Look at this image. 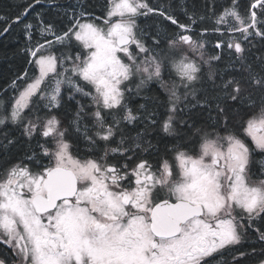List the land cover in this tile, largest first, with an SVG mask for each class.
<instances>
[{"label":"snow or ice","instance_id":"1","mask_svg":"<svg viewBox=\"0 0 264 264\" xmlns=\"http://www.w3.org/2000/svg\"><path fill=\"white\" fill-rule=\"evenodd\" d=\"M40 3H26L3 31ZM76 7L79 11L64 12L69 22L62 29L45 24L39 13L36 25L24 23L25 51L36 73L0 108V125H19L28 141L39 137V151L0 169V245L9 250L0 264H211L241 245L249 231L264 243V230L255 227L264 225V74L249 71L222 80L214 85L219 88L215 97L197 99L203 66L209 65L206 74L214 80L210 61L220 57L205 59L204 42L191 34L195 19L179 23L147 0H108L101 16L83 4ZM150 14L178 30L147 32L138 21ZM216 24L239 32L245 41L264 39V0H253L246 16L233 0ZM33 28L40 40H34ZM226 43L238 54L245 51L234 39ZM153 83L167 95L161 129L175 141L165 145L164 154L141 133L127 147L121 136L117 147H105L98 157L74 154L73 130L90 150L97 139L109 141L122 120L139 119L126 93L139 95ZM249 84L260 90L259 102ZM65 85L71 89L67 101L75 100L77 110L62 127L51 113L65 103ZM77 93L90 103L76 100ZM151 102L146 97L140 108L155 124V113L147 111ZM194 109L207 113L201 126ZM86 117L93 118L92 135L82 125ZM13 144L8 139L0 147ZM117 155L123 159H109ZM248 255L240 251L232 260L239 264Z\"/></svg>","mask_w":264,"mask_h":264},{"label":"trees","instance_id":"2","mask_svg":"<svg viewBox=\"0 0 264 264\" xmlns=\"http://www.w3.org/2000/svg\"><path fill=\"white\" fill-rule=\"evenodd\" d=\"M33 0H0V16L8 18L0 20V108H3L11 103L13 97L17 95V89L22 88L26 80L36 73L34 65L29 63L30 56L25 51L27 45L26 29L24 23H38L37 13L40 14L39 19H42L45 24L52 22L58 28H64L69 22V17L64 15L67 10L71 13L73 10L79 11L77 4H83L86 11L95 16L104 14L108 0H41L40 4L35 5L34 10L30 11L29 15L21 23L12 24L8 32L3 29L6 23H11V18H14L26 3H31ZM153 8L163 6L165 11L172 14L179 23L191 24V18L196 20L192 26V35L194 38L204 42L206 53L211 57L218 55L219 60H213L211 68L215 74V79L211 80L207 77L208 69H202L205 73L202 84H197V99H211L217 95L219 88L214 85H219L222 80L226 81L232 77L241 78L248 75L249 71L264 74V39L256 36L250 37L248 41L242 39L240 33L228 32L224 25H217L216 18L224 9L230 8L233 0H147ZM253 0H236L237 10L242 16H246L249 11L250 4ZM203 17V19H200ZM142 28L149 33L156 31L167 30L169 33L175 32L178 29L171 24L170 21L164 20L156 14H150L148 17H142L138 21ZM216 27H220V31H214ZM34 40H40V34L36 28L32 29ZM52 39V37H48ZM234 39L242 44L245 51L243 54L235 52L234 48L227 47V41ZM41 42H43L41 40ZM220 45L217 47V45ZM58 46V45H56ZM75 49V48H73ZM76 50V49H75ZM251 69H248V66ZM27 71V77L24 73ZM21 77V79H17ZM13 81L16 82V88L12 87ZM253 97L259 102L261 92L251 84L248 85ZM65 103L60 109H53L51 114L56 115L62 122V127L70 125L75 116L77 105L75 100L67 101V96L62 95ZM151 96L152 102L147 104L148 113H155L151 118L156 121L155 124H150L146 119L147 113L140 108L141 104L146 103V97ZM166 93L159 88L155 83L147 89L141 91L139 95L126 93V103L132 108L139 119L133 123L121 121L116 129L113 137L123 136L125 145L129 146L137 137L138 133L144 134L147 140H150L160 153H164L165 145L169 148L175 142L172 137L167 136L161 129V122L167 116L166 109ZM82 103L88 104L90 100L84 98ZM194 119L196 126H201L207 120V113L202 110L194 109ZM198 113V114H196ZM43 114V113H42ZM214 114V113H213ZM107 123L112 124V118L107 117ZM87 124L89 135H92L95 129L92 127L93 118L86 117L82 121V125ZM147 129V131H146ZM17 137H25L22 133V128L19 125L6 122L0 125V145L7 144L8 139ZM83 136L80 133L72 131L69 139L73 142V146H84L86 142L80 139ZM15 141V144L10 145L7 150L0 147V169H3L8 164L22 159V149L27 142ZM119 144V143H118ZM153 149V152L156 151ZM264 248V247H263ZM262 248V249H263ZM264 255L261 256V259Z\"/></svg>","mask_w":264,"mask_h":264},{"label":"flooded vegetation","instance_id":"3","mask_svg":"<svg viewBox=\"0 0 264 264\" xmlns=\"http://www.w3.org/2000/svg\"><path fill=\"white\" fill-rule=\"evenodd\" d=\"M63 95V94H62ZM127 122V121H126ZM36 139H39V137L34 138L32 141H28L26 137H17L16 139L13 138L12 140L16 141H22L27 142L26 145L22 146L24 153L21 154V158L23 159L24 156L29 153L31 150L36 149L39 151V149L36 148ZM120 137H112L109 141H101L97 139V147L95 149L90 150V145L88 141H86L84 138H81L80 140L83 142H86L84 146H73V152L74 154L78 155L81 158L85 157H98L100 155H103V149L105 147L113 148L117 147L120 142ZM126 147V146H125ZM155 154V152H153ZM164 154V153H160ZM110 160L112 159H120L122 160V157H119L118 155L113 158L109 157ZM255 227L261 228V230H264V225H261L260 223H257ZM264 247V243H261L258 241V234L254 231H249L247 236L244 238L241 245L236 246V248L232 250H225L222 257L217 256V258L211 260V264H234L232 258L234 256H239L240 251H244L249 253L248 256L240 258L239 264H258V261L261 259L262 256V248ZM256 249L255 254L252 253V249ZM264 249V248H263ZM9 250L6 249V247L0 245V257H2L6 252Z\"/></svg>","mask_w":264,"mask_h":264},{"label":"rangeland","instance_id":"4","mask_svg":"<svg viewBox=\"0 0 264 264\" xmlns=\"http://www.w3.org/2000/svg\"><path fill=\"white\" fill-rule=\"evenodd\" d=\"M228 23L229 24H235V21L231 18V17H229L228 18ZM226 28H227V25H224ZM231 33H239V32H231ZM61 46H56V48H60ZM62 50V49H61ZM72 51L74 52L75 51V49H72ZM204 52H205V59H208L210 56L206 53V49H205V45H204ZM57 54H59V53H57ZM212 62H213V60L212 61H210V64L212 65ZM70 63V62H69ZM209 68V65H207V64H205L204 66H203V69H208ZM71 91V89H69L68 88V86L67 85H65L64 87H63V90H62V94H65L66 96H67V94H68V92H70ZM89 99V98H88ZM76 100H81V103H82V101H84V99H81V97H80V95L77 93L76 94ZM86 100H87V98H86ZM1 106L3 105V104H0ZM8 123H10V122H8ZM6 124V123H5ZM12 124V123H11ZM4 125V124H3Z\"/></svg>","mask_w":264,"mask_h":264}]
</instances>
